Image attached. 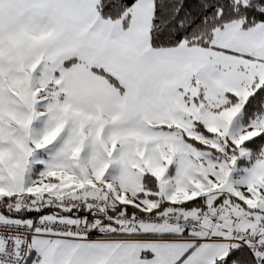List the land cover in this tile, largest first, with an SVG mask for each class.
<instances>
[{"label": "snow or ice", "instance_id": "1", "mask_svg": "<svg viewBox=\"0 0 264 264\" xmlns=\"http://www.w3.org/2000/svg\"><path fill=\"white\" fill-rule=\"evenodd\" d=\"M0 264H264V0H0Z\"/></svg>", "mask_w": 264, "mask_h": 264}]
</instances>
